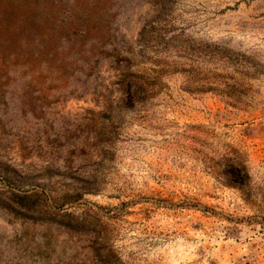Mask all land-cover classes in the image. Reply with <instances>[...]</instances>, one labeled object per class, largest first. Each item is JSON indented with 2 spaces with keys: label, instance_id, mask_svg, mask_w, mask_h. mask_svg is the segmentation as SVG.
Instances as JSON below:
<instances>
[{
  "label": "rangeland",
  "instance_id": "1",
  "mask_svg": "<svg viewBox=\"0 0 264 264\" xmlns=\"http://www.w3.org/2000/svg\"><path fill=\"white\" fill-rule=\"evenodd\" d=\"M0 264H264V0H0Z\"/></svg>",
  "mask_w": 264,
  "mask_h": 264
}]
</instances>
